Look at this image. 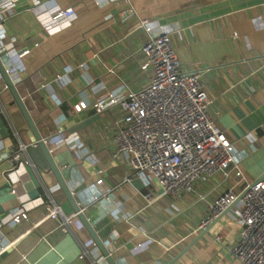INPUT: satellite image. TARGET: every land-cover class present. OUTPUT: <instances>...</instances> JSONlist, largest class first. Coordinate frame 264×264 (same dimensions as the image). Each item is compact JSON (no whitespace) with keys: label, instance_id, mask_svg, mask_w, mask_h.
I'll return each mask as SVG.
<instances>
[{"label":"crops","instance_id":"0c3cea01","mask_svg":"<svg viewBox=\"0 0 264 264\" xmlns=\"http://www.w3.org/2000/svg\"><path fill=\"white\" fill-rule=\"evenodd\" d=\"M69 6L71 17L40 19ZM141 19L154 33L170 31L182 68L202 69L209 111L236 140L245 178L264 175V0H0L8 32L2 58L49 137L55 162L120 264H166L194 237L173 264H237L230 248L241 227L240 201L206 232L199 224L222 191L230 187L238 195L244 183L232 172L225 182L214 175L189 192L164 194L155 176L136 173L127 155L115 156L120 106L98 112L93 105L102 90L121 94L150 83L153 68L143 67L141 51L149 33ZM23 47L30 51L21 56ZM82 100L87 106L77 110ZM70 133L82 149L56 145ZM98 190L107 195L96 199ZM51 199L63 210L57 218L45 217ZM16 206L28 218L0 228V247L6 246L0 264H110L80 217L64 228V216L75 209L0 71V218L10 219Z\"/></svg>","mask_w":264,"mask_h":264},{"label":"built area","instance_id":"2783aa9c","mask_svg":"<svg viewBox=\"0 0 264 264\" xmlns=\"http://www.w3.org/2000/svg\"><path fill=\"white\" fill-rule=\"evenodd\" d=\"M74 13V7L69 6L40 19L49 23ZM139 25L149 33L141 51L143 67L153 68L150 83L121 94L105 89L96 94L93 102L98 112L115 105L122 110L115 120V156L127 155L136 173L155 176L163 186L164 194L189 192L198 181L214 175L220 182H225L233 172L237 181L244 183V192L239 199L241 227L230 251L237 264H264V175L252 180L245 178L234 156L236 140L224 134L209 111L211 98L204 89L202 69L181 67L171 44L170 31L162 27L158 32H152L148 19H141ZM7 35V28L0 23L1 57L8 49ZM233 36L241 39L236 32ZM29 51V47H23L20 55ZM86 106L87 101L82 100L75 108L81 110ZM74 136L71 133L61 136L56 145L82 149L83 141ZM50 148L53 147L50 145ZM20 156L21 152L13 153L14 159ZM101 182L102 178L97 179L96 186ZM16 190V187L12 188L13 192ZM107 192L98 190L95 198L106 196ZM236 196L230 187L222 191L210 204V213L199 227L205 228ZM62 213L61 206L51 199L45 217L57 218ZM74 216H78L76 211L64 216L65 229ZM25 218H28L27 211L16 206L10 219L0 218V228L9 221L18 223ZM5 247H0V252Z\"/></svg>","mask_w":264,"mask_h":264},{"label":"water","instance_id":"95a60500","mask_svg":"<svg viewBox=\"0 0 264 264\" xmlns=\"http://www.w3.org/2000/svg\"><path fill=\"white\" fill-rule=\"evenodd\" d=\"M0 71L3 75V77L6 80V83L8 85V87L11 89V91L13 92L15 99L18 103V105L20 106L26 121L29 125L30 130L33 132L34 137L36 142L38 143V145L41 147L51 169L53 170V172L55 173L63 191L65 192L67 198L69 199V201L71 202L73 208L75 209V211L77 212L78 217L81 218L82 222L84 223V225L86 226V228L89 230V232L91 233V235L93 236L96 245H98L103 253V255L106 257V259L108 260V262L110 264H120L115 257L113 256L111 250L106 246V244L104 243L103 239L97 234L95 227L92 224V221L88 219L85 209H82L79 201L76 198L75 193L72 191L69 183H68V175L66 176L61 168L59 167V165L55 162L54 158H53V154H52V150L50 148V144L49 142V137H44L42 135V133L40 132L37 122L33 119L23 97L21 96V94L19 93L18 89H17V85L11 75V73L8 71L5 63L3 62V59L0 55ZM244 190L241 191L235 198L234 201H237L240 199V197L242 196ZM234 201H232L230 204L226 205L224 207V209L217 215L215 216L207 225L204 229H202L201 233H204L208 230V228L213 225L216 221H218L228 210L229 208L232 206V204L234 203ZM197 239V237H194L179 253H177L171 260H169L166 264H173L176 259L182 254V252L184 250H186L195 240Z\"/></svg>","mask_w":264,"mask_h":264}]
</instances>
